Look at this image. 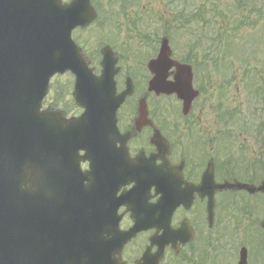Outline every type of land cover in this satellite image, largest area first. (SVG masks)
I'll return each instance as SVG.
<instances>
[{
  "label": "rangeland",
  "instance_id": "1",
  "mask_svg": "<svg viewBox=\"0 0 264 264\" xmlns=\"http://www.w3.org/2000/svg\"><path fill=\"white\" fill-rule=\"evenodd\" d=\"M95 1L99 3L98 0ZM99 1L104 4L101 14L106 15L107 10L110 14V18L107 20L100 19L102 25H99V29L102 31L93 27L89 31L74 33L79 44L84 46L85 52L94 57L91 62L97 67H99L97 62L98 47L109 41L118 55H121L122 50L124 53L125 48L133 47L132 56L122 58L121 62L126 70L129 69L135 73L137 71L136 64L138 65L145 56L142 51L153 52L156 50L158 37L161 34L160 29L162 28L164 31L163 28L169 26L170 22H164L172 20L177 11L183 12L184 18L190 17L189 15L193 13V15H197L190 24H186L179 31L172 33L175 37L173 44L177 57H188V43L192 39H199V33L206 32L208 37L213 40H217L220 34L226 37L223 43H221V39H218L221 44L220 51L224 52V55L215 64L204 61L200 50L197 51L200 62L202 59L204 64V70L197 72V80L201 81L198 85L201 94L190 120L185 123L181 122L179 127L190 128L191 133L196 130V138L203 143L205 149L212 152L213 148H217L218 159L222 158L224 162H229L228 165L234 168L232 177L237 176L241 179L255 181L263 176L264 0H244L245 4L249 2V6L242 7L241 13L237 14L238 17L233 15L237 13V10L234 11L235 0H129L132 3L127 12L120 10L121 0H114L116 4L112 5H108L107 0ZM185 2L187 8H185ZM111 10L114 13L113 17H111ZM120 13H124V15ZM236 25H239L238 31H231ZM178 34L180 36L176 37ZM217 35L218 38H213ZM208 44H210L209 39L203 43L204 49H208ZM217 55L220 57V54L215 51L212 56L215 58ZM61 88L66 95L70 96L71 78L69 76L68 78L53 79L50 97L45 102L59 100L56 98ZM66 101L69 107L70 99H66ZM221 101L222 104H220ZM71 109L74 110L72 107ZM173 111H177L175 107ZM226 112L234 115L226 126L229 129H225L220 122L221 113ZM220 129H223L225 133L230 131V133L240 135L224 142L219 138L218 131ZM255 129L261 134L255 135L256 139L251 136ZM172 132L169 129V133ZM223 133L220 134L222 139ZM232 145H234V153L229 151ZM235 161L240 163L236 164ZM261 216L262 214L259 215V217ZM226 222V219H221L220 228H227V232L233 231L232 219L229 223ZM240 222L243 226L239 230L233 231L231 237L232 254L229 252L230 247L228 250L224 246L222 258H220L221 252L218 253L219 255L214 261L216 264H233L237 249L242 243L250 249L252 248V238L250 237V233L253 232L252 229L250 230L252 221L242 219ZM195 227L198 229L199 236L193 246H186L178 257L167 254L163 264H186L184 263L186 257L197 255L206 247L209 239L215 237V232L208 231L200 222L196 223ZM252 253L253 251H251V255ZM128 257L133 258L130 255ZM260 263L264 264V259H261Z\"/></svg>",
  "mask_w": 264,
  "mask_h": 264
},
{
  "label": "water",
  "instance_id": "2",
  "mask_svg": "<svg viewBox=\"0 0 264 264\" xmlns=\"http://www.w3.org/2000/svg\"><path fill=\"white\" fill-rule=\"evenodd\" d=\"M57 3L60 5V0H0V258L18 256L10 264H28L44 227V234L49 228L46 223L50 215H46L39 198H43L40 193L46 165L44 154L47 150L49 153L51 144L49 148L44 147L49 140L41 136L42 132L34 131L42 119L39 107L48 80L54 72L64 70L74 49L70 39L72 29L63 34L62 40L58 39L60 33L50 31L56 19ZM84 6L81 18L75 20L73 26L84 27L94 18L89 0ZM58 46L62 47L61 55ZM161 51L160 58L150 65L153 71H156L157 63L169 57L166 43ZM62 53L64 60L60 63ZM76 55L80 57L78 53ZM181 71L180 79L189 90L188 67ZM151 88H155V81ZM173 90L176 88L166 89L168 92ZM193 95L190 92L185 99H191ZM185 104L188 105V101ZM142 111H145V105H142ZM81 220L78 226L71 227V232L77 233L75 242L56 250L47 245L38 249L47 260L44 264H123L115 256L120 254L121 246L108 255L110 257L104 255L96 242L99 232L94 219L90 221L86 217L84 224ZM110 234L115 232L110 231ZM56 239L59 241L60 237ZM16 244L18 251L14 252ZM23 256L26 262L22 261ZM155 257L147 256L142 264H155L162 255L159 253Z\"/></svg>",
  "mask_w": 264,
  "mask_h": 264
},
{
  "label": "flooded vegetation",
  "instance_id": "3",
  "mask_svg": "<svg viewBox=\"0 0 264 264\" xmlns=\"http://www.w3.org/2000/svg\"><path fill=\"white\" fill-rule=\"evenodd\" d=\"M139 77L140 82L144 83L145 78L147 80L148 74L145 76L141 73ZM148 100L150 104L149 118L152 126L142 128L138 134L127 140V145L130 156L132 157L140 149H144L146 155H149L155 151V148L150 144V137L153 133V129L158 127L162 134L168 139L171 146V152L167 157L168 162L172 165L183 163L184 179L191 184L189 191L191 192V195H193V198L190 208L186 209L185 207H180L176 210L173 216V222L174 218L176 222L175 225H177V222L181 219L187 217L193 227L198 222H200L203 227L205 226L208 191L215 193V210H217L215 219L216 217L218 218L219 224L221 219H226V223H229L232 219L233 227H242L243 224L240 220L249 219L252 221L251 225L254 226L256 221L259 222L260 214H262L261 217L264 218L263 193L249 194L246 191H220L216 189V182L222 183L227 180L231 182L234 179H237V176L232 177V171H234V168L228 165L230 164L229 162H224L222 158L218 159V154L212 156L211 151L203 147V143L196 138V130L191 133L190 128L184 126L179 127L181 126V122L185 123L190 120V117L193 115V105L188 113L190 117L185 119L182 116V102L178 99H173L171 96H156L152 94ZM130 105L133 107V103H130ZM174 107L177 110L176 112L173 111ZM134 120V113L132 114L131 119L130 112L128 110L123 111L119 118L120 133L133 132L134 127L132 126ZM129 123H131V125L130 127H127ZM169 129L173 132L169 133ZM212 160L214 161L215 166L214 176L216 182H212L211 185L208 186L206 179L203 180V174ZM160 163L161 161H156V165H159ZM243 181L254 182L250 179H245ZM181 187L186 188V184H183ZM198 187L200 189L199 192H197ZM124 188V186H121L119 192ZM123 209L124 208H120V210ZM231 211H233V213H230ZM220 233L223 234V231Z\"/></svg>",
  "mask_w": 264,
  "mask_h": 264
},
{
  "label": "trees",
  "instance_id": "4",
  "mask_svg": "<svg viewBox=\"0 0 264 264\" xmlns=\"http://www.w3.org/2000/svg\"><path fill=\"white\" fill-rule=\"evenodd\" d=\"M243 6H244L243 3L239 2L238 0H236L235 8H236L237 10L241 9Z\"/></svg>",
  "mask_w": 264,
  "mask_h": 264
}]
</instances>
